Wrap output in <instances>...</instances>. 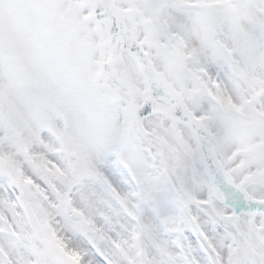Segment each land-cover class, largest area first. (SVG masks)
I'll use <instances>...</instances> for the list:
<instances>
[{"label": "snow or ice", "instance_id": "1", "mask_svg": "<svg viewBox=\"0 0 264 264\" xmlns=\"http://www.w3.org/2000/svg\"><path fill=\"white\" fill-rule=\"evenodd\" d=\"M0 264H264V0H0Z\"/></svg>", "mask_w": 264, "mask_h": 264}]
</instances>
